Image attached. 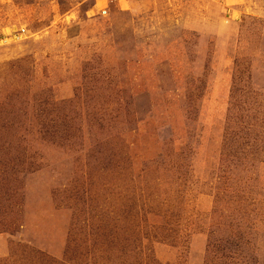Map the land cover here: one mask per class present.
I'll return each mask as SVG.
<instances>
[{
    "label": "rangeland",
    "instance_id": "374dc122",
    "mask_svg": "<svg viewBox=\"0 0 264 264\" xmlns=\"http://www.w3.org/2000/svg\"><path fill=\"white\" fill-rule=\"evenodd\" d=\"M0 264H264V0H0Z\"/></svg>",
    "mask_w": 264,
    "mask_h": 264
}]
</instances>
